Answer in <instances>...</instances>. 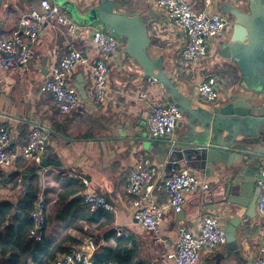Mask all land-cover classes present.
<instances>
[{
  "label": "crops",
  "instance_id": "0c3cea01",
  "mask_svg": "<svg viewBox=\"0 0 264 264\" xmlns=\"http://www.w3.org/2000/svg\"><path fill=\"white\" fill-rule=\"evenodd\" d=\"M186 1L194 9L218 13L227 18L224 32L207 41L206 57L200 67L194 68L185 66L180 55L186 39L184 30L170 22L165 12L157 7L156 0H116L114 8L117 12L141 18L149 38L148 53L162 58L164 73L174 81L178 91L192 103V107L215 105L198 100L194 92L197 82L209 75L216 77L222 98L239 96L241 93L235 89L234 81L227 79L223 71L215 66L221 48L219 43L229 35L231 27L229 15L224 9L230 4H245L246 0ZM39 2L40 0H0V36L9 37L20 16L37 7ZM63 2V8L56 0L52 3L82 26L81 31L69 35L65 27L46 22L38 40L29 44L31 58L26 66L16 71L0 69V126L10 133L11 147L17 149L27 142L28 131L33 124L43 125L48 132L41 170L36 171V165L23 157H17L9 165L0 166V181L3 185L0 188V199H20L32 169L38 174L40 181L38 198L41 197L45 202L47 224L44 232L50 239L56 241L69 235L81 243L76 245L68 241V247L77 246L79 249L89 239L92 242V255L102 246L114 249L116 241L109 235L114 233L115 226H121L129 234L128 237H121L128 246L133 264H173L169 255L175 249L181 227L198 233V219L203 214H216L221 226H226L222 216H230L226 211L231 205L224 203L220 206L216 200L220 197L223 186L229 181L235 165L227 167L221 164L220 168L216 167L206 173V168L196 164L194 158L181 160L180 156H173L172 160L177 162L170 166L162 162L163 145L148 140L151 136L148 133L147 117L153 104L175 101L159 82L150 80L145 75L138 62L126 52L125 40L121 37L118 38L117 52L107 58V102L104 106L94 104L89 64L98 57V51L91 41V35L94 30L102 28V25L89 23L84 20V16L98 0ZM72 14L81 21L73 18ZM69 46L77 49L87 63H79L74 67L68 85L76 90L77 86L82 87L85 94L81 95L78 91L80 97L76 111L61 113L53 98L40 91V85ZM139 92H145L146 98H140ZM186 116V111H183L170 140L171 147L172 140H180ZM142 154L149 156L159 166L161 179L158 185L182 168L204 178L210 185L205 194H186L185 203L180 208L183 212V223L179 224L181 216L176 211L166 208L160 242H155L152 234L136 223L132 215L133 196L126 192L131 164ZM263 165L264 160L260 162L254 180ZM13 173L14 177H11ZM66 177L76 178L83 184V190L78 193V197L79 194L94 192L103 196L113 209L98 210L94 212L96 215L91 220L79 216L78 220L70 221L68 217L63 220L58 196L62 189V180ZM22 178L24 183L20 182ZM13 181L17 182L14 186ZM154 194L157 202L166 207L167 198L163 188H158ZM213 206L220 207L216 210ZM255 212L256 217L238 232L237 248L225 243L212 250L204 249L197 264H249L259 245L264 242L263 225L256 209Z\"/></svg>",
  "mask_w": 264,
  "mask_h": 264
},
{
  "label": "built area",
  "instance_id": "2783aa9c",
  "mask_svg": "<svg viewBox=\"0 0 264 264\" xmlns=\"http://www.w3.org/2000/svg\"><path fill=\"white\" fill-rule=\"evenodd\" d=\"M209 1V0H206ZM170 22L183 29L186 35L185 44L180 50L185 66L200 67L206 57L207 41L222 34L226 28L227 18L218 13L194 9L186 0H156ZM54 23L65 27L69 35L81 31L82 26L73 21L55 3L40 0L39 5L22 14L16 28L9 37L0 36V69L16 71L29 62L31 51L29 44L38 40L44 23ZM25 37V38H24ZM119 36L103 28L92 32L91 41L98 51V57L89 64L91 75V94L94 104L104 106L108 99L109 72L107 58L118 50ZM79 63H87L81 53L73 48L53 65L49 76L41 83L40 91L49 94L61 113H72L79 106V93L75 87L68 85L70 74ZM198 100L215 103L222 98L221 88L215 76L199 80L194 88ZM139 97L146 98L145 92ZM182 112L174 103H156L150 107L147 124L151 137L162 136L171 140ZM48 132L39 124H33L28 131L27 142L17 149L11 147L8 130L0 126V166L11 164L17 157H23L34 165H40L46 152ZM174 143V141L172 140ZM159 166L146 154L138 155L131 164L126 180V192L131 199L132 215L136 223L152 234L155 242L162 241L161 227L166 215V208L177 211L185 203L187 193L205 194L209 183L187 168H182L160 184L167 198V206L159 204L154 191L161 188ZM259 194L256 200V211L262 223L264 236V165L256 178ZM83 203L90 212L97 209L112 210L113 206L106 199L94 192L83 194ZM45 202L39 197L30 215L33 228L30 236L38 239L44 228ZM199 232L194 233L181 227L178 231L176 246L169 255L173 264H197L202 250H212L226 243L225 230L215 214H203L198 219ZM116 236L128 237L121 226L113 228ZM91 252L69 246L66 252L55 257L52 264H92ZM114 264V263H112ZM253 264H264V242L257 248Z\"/></svg>",
  "mask_w": 264,
  "mask_h": 264
},
{
  "label": "water",
  "instance_id": "95a60500",
  "mask_svg": "<svg viewBox=\"0 0 264 264\" xmlns=\"http://www.w3.org/2000/svg\"><path fill=\"white\" fill-rule=\"evenodd\" d=\"M115 2L98 0L84 20L99 23L103 29L123 38L126 52L138 62L145 75L163 86L181 112L186 111L179 142L171 147L170 140L162 136L148 139L162 143V162L170 166L177 162L172 160L173 156H180L181 160L194 158L196 164L206 168V173L220 168L221 164L235 165L216 203L231 205L226 211L230 216H222L226 223L223 229L226 243L237 248L238 232L256 217L259 186L254 175L264 160V0H246L245 4H230L224 9L231 27L229 35L219 43L215 67L234 81L235 89L241 94L233 98L225 96L215 105L197 107H192L164 73L162 58L148 53L149 38L141 18L117 12ZM77 89L81 95L85 94L82 87ZM42 168V165L34 166L36 171ZM24 181L22 178L20 182ZM176 213L181 216L179 224L183 223L182 210ZM82 248L91 252L92 242L85 240Z\"/></svg>",
  "mask_w": 264,
  "mask_h": 264
},
{
  "label": "trees",
  "instance_id": "16d2710c",
  "mask_svg": "<svg viewBox=\"0 0 264 264\" xmlns=\"http://www.w3.org/2000/svg\"><path fill=\"white\" fill-rule=\"evenodd\" d=\"M15 173L11 177H14ZM28 177V183L24 185V194L20 199L17 201L0 199V264H52L57 255L66 252L69 248L66 242L69 241L76 245L81 243L80 240L69 235H64L56 241L45 235L47 224L45 214L44 228L40 237L35 239L30 236L34 225L30 213L38 199L40 181L38 174L32 169H30ZM16 183L13 181L12 186ZM61 184L62 189L58 198L61 203L60 212L63 220L66 217L70 221L78 220V216L91 220L96 215L94 212L106 211L104 209H97L93 212L88 210V207L83 203V195L78 197V193L83 190V184L78 179L66 177ZM1 186H3L2 181H0V188ZM72 225L70 224V226ZM109 237L115 239L116 247L114 249L99 247L91 256L92 264H133L125 240L114 233Z\"/></svg>",
  "mask_w": 264,
  "mask_h": 264
},
{
  "label": "rangeland",
  "instance_id": "374dc122",
  "mask_svg": "<svg viewBox=\"0 0 264 264\" xmlns=\"http://www.w3.org/2000/svg\"><path fill=\"white\" fill-rule=\"evenodd\" d=\"M50 2H53V0H49ZM56 3L61 7V8H63L64 7V2H63V0H56ZM73 18H75V19H77V20H80L81 21V19L78 17H76V15L75 14H72L71 15Z\"/></svg>",
  "mask_w": 264,
  "mask_h": 264
}]
</instances>
